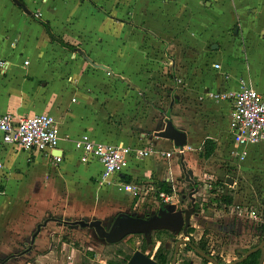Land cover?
I'll return each mask as SVG.
<instances>
[{
  "label": "crops",
  "instance_id": "crops-1",
  "mask_svg": "<svg viewBox=\"0 0 264 264\" xmlns=\"http://www.w3.org/2000/svg\"><path fill=\"white\" fill-rule=\"evenodd\" d=\"M20 1L28 11L14 0H0V113L18 117L50 113L59 123L60 142L50 153L5 146L0 141V208L6 203L5 209H0V233L4 229L2 222H10L13 212L21 213L23 209L17 205L27 200L35 201L34 204H56L58 197L66 194L74 205L61 211L56 209L63 217L84 223L100 220L103 224L132 208L141 213L147 204L157 203L151 195L144 202L135 198L123 183V175H111L101 183L102 164L83 163L75 150L74 139L82 133L99 140L152 148L149 156L132 158L124 174L132 178L129 183L166 182L179 191L186 183L198 188V182H205L211 175L220 179L223 173L216 168L218 158H237L239 164H244L251 157V149L264 146V143L237 146L230 131L232 101L214 96L237 90L242 81L264 95L263 42L245 52L234 46L223 54L216 50L218 43H211V50L207 49L208 41L218 34L217 28L231 29L233 22L240 19L234 8L210 18L208 31L201 34L209 15L204 17L199 6L192 11L184 5L172 10L173 2L181 5L192 0ZM236 1L239 0H230V4ZM38 18L47 21L55 36L74 49L52 40ZM238 31L236 26L235 33ZM131 35L148 36L152 42L144 46L129 39L132 46L127 47L125 42ZM159 37L162 44L153 43ZM145 47L170 54L176 52L172 62L177 78L164 75L128 78L117 74L128 65H135L133 51L140 58V50ZM222 59L227 62L224 67L220 63ZM109 117H113V123L121 121V125H110ZM167 118L188 134V145L182 155L174 152L173 141L155 134L164 129ZM206 139H213L217 145L209 158L201 156ZM167 152L172 155L166 156ZM54 156H61L62 160L58 162ZM183 164L194 183L186 179ZM234 200L235 203L239 200L238 194ZM6 210L8 216L1 215ZM26 217L31 219L28 224L35 219ZM257 227L251 222L248 231L256 235ZM44 231V227L41 230V225L38 226L32 238L35 249L28 253H40L37 241L46 235ZM242 233L239 220L232 237H247ZM0 243L8 245L14 240L4 233L0 235ZM53 254L50 249L39 256L52 259ZM17 256L0 255V264H11Z\"/></svg>",
  "mask_w": 264,
  "mask_h": 264
},
{
  "label": "rangeland",
  "instance_id": "rangeland-1",
  "mask_svg": "<svg viewBox=\"0 0 264 264\" xmlns=\"http://www.w3.org/2000/svg\"><path fill=\"white\" fill-rule=\"evenodd\" d=\"M192 3L193 5H191ZM183 5L188 7L190 11H192V8L195 9L199 6V9H201L204 13V17L205 15H209V21L206 22V25H203V29L210 26V18H215L216 14L220 16L232 8H234L235 12L240 13V19L233 22L231 29H229L228 26H220L217 28V36H213L211 40L208 41V50H211L213 43L219 44V48L216 50H221L223 54L228 53L234 46L236 49L245 52L249 48L252 49V46L256 43L258 44L263 42L264 44V2L261 0H239L236 1L235 4H230V0L228 2L227 0H192L189 4L187 2L186 4L181 5H179L178 2H173L172 10L182 7ZM125 6L127 8L130 7V5L127 4ZM141 6L142 4H139L138 8H141ZM252 9L253 11L250 12ZM242 15L250 17L251 20H245L246 18ZM184 20L181 21L182 24ZM220 22L222 23V21ZM236 26L239 27L237 34L235 33ZM207 31L208 29L206 28L201 32V34H204ZM250 35H253V37L250 38ZM129 39L134 41V43L135 40L139 41L144 46L152 42L151 37L147 36L144 38L143 35L139 37L131 35L125 42V44L127 43V47L132 46ZM153 43L161 45L162 40L159 37V39ZM124 47L126 48V46ZM154 49L156 48H153V50ZM153 50H147L146 47L140 50L141 55L138 54V56L140 55V58H137V51H133L132 54L135 59H137L136 64L132 65L130 62H125L126 65H128V63L131 65H128L127 69L124 68L125 70L123 69L122 73H120L122 70H119L117 74L128 78L133 75L140 77L150 76L151 78L162 77V75H164L170 77L171 79L177 78L176 67L172 62V58L175 57L177 53L171 52L172 54H170L162 49L159 51ZM220 63L223 67L227 64L225 59H222ZM124 87L126 88V85H124ZM124 93L128 94V91L124 90ZM109 119L110 125H121V121L116 124L113 123V117H109ZM112 128L113 127H110V131H112ZM250 155L251 157L244 164H242V162L239 164L237 162V158L233 160L225 157L218 158L215 163L216 168L221 170V173H223L221 174V180L219 179V176L211 175V178H207L205 182L199 181L197 184L199 191L195 194V197L196 202L201 206L195 209V213L192 216V231L196 237H201L204 233H206L209 239V247L212 248L214 252H219L220 257L226 264L238 258L239 255L237 250L249 248L252 244L260 242V239L256 236L257 234L253 235L248 231L249 225L253 221L248 217V214H245V210L252 206L259 207L264 201L263 144L262 147L258 146L251 149ZM226 177L232 178L234 183L232 185L227 183ZM216 182L224 183L222 187L224 192L228 193L230 190H233L235 192V197L237 194L239 195V200L236 203L233 202V204L228 207L227 211L216 208L215 202L213 204L214 206L209 208L203 207V202H208L210 198L214 197V194H212L209 189L211 184ZM195 188L196 187L189 186L186 183L182 184V189L180 191L178 188H172L171 193H175L178 196L179 206L187 208L192 204L190 193H192ZM220 189L221 188H219V190ZM62 192L64 193V191ZM249 198H251V200H249ZM49 200H52V198ZM57 201L58 202L56 204L51 202H36L34 204L35 201L31 202L30 200H27L25 201V204L17 205L22 207L23 211L21 213L13 212L12 217L9 216L10 222L6 224L2 222L4 229L0 233V235H4V233L11 235L14 243L8 245L0 243V255L4 257H11L12 255L17 254V259H14L15 261L11 264H85L84 254L87 253V251H93L96 254L93 259L95 263L99 262L100 264H110L108 263L109 258L107 257H114V253L116 251H121L122 255H132L138 249L139 239L136 236L130 235L122 240L109 241L102 237L100 232H98L94 227L79 225L75 223L79 220L63 217L57 210L61 211L69 205H74L73 200L72 198H67V195L65 194L58 197ZM5 204L3 206H5ZM151 204L152 205L147 204L145 211L143 210L141 213H138L139 210H134L132 208L127 212V214L142 215L156 210L160 205L159 200L157 203L152 202ZM5 207H3V209H5ZM8 213L9 211L6 210L2 212L1 215L8 216ZM28 215L35 217L33 222L29 224L27 222H30L31 219H27L29 218L26 217ZM112 220L108 223H104V227L108 228L112 223ZM239 220L242 228L244 229V233L242 234H245L248 238L240 237V235L237 236V238L234 236L232 237ZM24 221H26L27 228L23 227ZM216 222H218V225H216ZM255 224L257 226L259 225L258 223ZM40 225L41 230L43 227L44 230L46 229V231H44L46 235L39 237L37 241L39 250H37V252L47 254L50 252V249H52L54 251V258L52 259L49 257L41 258L39 256L40 253H28L30 249H35L34 243L32 244V238ZM38 234L36 235L35 240L38 237ZM159 234L160 233L157 231L154 233L157 237L156 247L162 242H167V244H169L167 238ZM43 240L44 242H42ZM153 252L154 251L151 253L150 251L151 256H153ZM87 254L90 255L89 253ZM19 256L22 257L19 258ZM195 260H197V258H195Z\"/></svg>",
  "mask_w": 264,
  "mask_h": 264
},
{
  "label": "built area",
  "instance_id": "built-area-1",
  "mask_svg": "<svg viewBox=\"0 0 264 264\" xmlns=\"http://www.w3.org/2000/svg\"><path fill=\"white\" fill-rule=\"evenodd\" d=\"M214 96L232 101L230 131L237 146L264 143V95L260 91L242 81V85L237 90L220 92L219 95ZM0 141L5 146L51 153L52 150L59 147V123L50 113L25 117H18L12 113H0ZM74 146L83 163L95 161L102 164L101 183H104L111 175L120 177L126 174L134 155L145 157L152 153L150 147H132L112 141L99 140L88 133H82L76 137ZM186 148L187 146H175L174 152L182 155ZM245 154L246 152L243 153V155ZM171 155L172 152L166 153V156ZM54 158L58 162L62 160L61 156H54ZM123 183L140 201L144 202L151 195L159 200L160 204L179 203L175 193L159 190L155 182L147 181L145 184H133L123 181ZM245 214H248L253 222L264 225V205L262 203L259 207L252 206L246 209Z\"/></svg>",
  "mask_w": 264,
  "mask_h": 264
},
{
  "label": "water",
  "instance_id": "water-1",
  "mask_svg": "<svg viewBox=\"0 0 264 264\" xmlns=\"http://www.w3.org/2000/svg\"><path fill=\"white\" fill-rule=\"evenodd\" d=\"M15 3L18 5L24 7L26 9V6L20 1V0H14ZM27 10V9H26ZM28 11V10H27ZM85 58L88 59L91 63L94 64V62L86 55L84 54ZM96 65V64H94ZM106 68V67H104ZM107 69V68H106ZM157 137L165 138L173 141L174 145L177 147H185L188 145V134L187 132L179 129L176 127L172 119L167 118L166 125L164 129L157 131L156 133ZM184 169V175L188 181L191 183H194V180L191 179L190 173L187 171L186 166L183 164ZM227 183L233 184L234 180L232 178H227ZM198 192V188H195L192 193H190V198L192 201V204L189 205L187 208H180L177 203H167L164 204L161 207L160 213L155 216L154 219H151L149 222H143L141 220V215H130L126 213H121L115 218V224L116 222H120L122 217L130 216V218L126 219L129 223V227H126L125 225L121 224V227L118 228H112L111 231H107L104 227L102 221L100 220H94L91 222H81L77 221L76 224H82L85 226H92L94 227L98 232H100V235L103 237H106L109 241H117L122 240L126 238L127 236L135 233L138 230H141V228H147V231H152L157 226L167 225V226H173L178 224H186L187 226L190 224L193 214L195 213V209L200 207L201 205L196 202L195 194ZM173 224V225H172ZM118 225V224H117ZM187 236V232H184ZM182 244H189L201 257L205 258L209 262L213 264H220L218 260H216L212 255L204 252L202 249L197 247L195 244H192L188 240H179L176 245L175 253L172 259V262L170 264H176L178 254L180 251V247ZM260 251V259L258 264H264V227L262 230V236L260 239V242L248 250H237L238 254H243L241 257H238L234 259L231 264H238L245 259H247L251 254ZM126 264H159L154 257H151L148 253L137 249L130 257L128 262Z\"/></svg>",
  "mask_w": 264,
  "mask_h": 264
},
{
  "label": "trees",
  "instance_id": "trees-1",
  "mask_svg": "<svg viewBox=\"0 0 264 264\" xmlns=\"http://www.w3.org/2000/svg\"><path fill=\"white\" fill-rule=\"evenodd\" d=\"M38 21L43 24V26L45 27L47 33L50 35L52 40L58 41L62 46L68 48L69 50L74 49L73 45H71V44L65 42L63 39L55 36V34L51 30L50 24L47 21H45L41 18H38ZM216 147H217L216 142L213 139H206L204 142V147H203V151L201 153V156L206 157V158L211 157L213 155V153L216 151ZM121 178L125 182H130L132 179L130 176H127V175H123ZM223 185H224L223 182H216L214 184H211L209 191L212 194H214V197L210 198V200L208 202H203L204 208H209L211 206H214L213 204L215 202L216 208H218L219 210L223 209L226 211L227 208L233 204L235 192L233 190H230L228 193H224V191L222 190ZM157 187L161 191H166L168 193L172 192V188L169 187L166 182H161L159 185H157ZM219 188H221V189L219 190ZM262 204L264 205V201ZM263 227H264L263 224L258 225L257 235H258L259 239H261ZM208 240L209 239L207 237V234L204 233L200 239V243H199L200 248L204 252L215 257L219 262L223 263L219 252H214L209 247ZM152 243H153V245L156 244V240L153 239ZM254 246H256V244L252 245L250 248L245 249V251L248 249H251ZM146 249H147L146 239H144V237H141L140 250L146 251ZM87 253H89L90 255H88ZM87 253L84 254V263L85 264H100L99 262L95 263V261L93 260L95 258V255H96L93 251H87ZM260 254H261L260 251L255 252V253L251 254L247 259H245L244 261H242L238 264H258L259 259H260ZM130 257H131V255H122L121 251H116L114 253V257H111V258L107 257V258H109L108 263H110V264H126L128 262V260L130 259ZM172 258H173L172 250L168 249L164 244H161V246L158 248V250L155 254V259L160 264H170V262L172 261ZM185 258L186 257L183 254V256L181 257V262L179 264H189V261H187ZM202 261L204 264H209L208 260H206L205 258H202Z\"/></svg>",
  "mask_w": 264,
  "mask_h": 264
},
{
  "label": "flooded vegetation",
  "instance_id": "flooded-vegetation-1",
  "mask_svg": "<svg viewBox=\"0 0 264 264\" xmlns=\"http://www.w3.org/2000/svg\"><path fill=\"white\" fill-rule=\"evenodd\" d=\"M163 205H160L156 210H153L152 212H147L141 215V220L143 222H149L151 219H154L155 216H157L160 211H161V207ZM185 206V205H184ZM180 208H184L179 206ZM131 215V214H130ZM116 218V217H115ZM129 219L130 216H125L122 217L123 220H121L120 222H116L115 224V219H113L112 223L110 224V226L108 228H106L107 231H111V229L114 228H118L119 226L121 227V224L125 225L126 227H129V223L128 221H126V219ZM118 224V225H117ZM173 225V224H172ZM192 223L190 222V224L187 226L185 223L184 224H178V225H173V226H167V225H162V226H157L155 227L152 231L148 232L147 228H141V230L136 231L135 233L131 234L133 236H136L139 240V247L138 249H140L141 246V237H144V239H146V244H147V249L146 253H148L151 256L152 251L153 252V256L155 259V254L158 250V248L161 246V244H164L168 249L172 250V254L174 256L175 253V249H176V245L177 242L179 240H188L190 241L192 244H195L197 247L200 248V239L201 237H196L195 234L192 231ZM160 233L159 235H163L164 237L167 238L168 243L167 242H162L160 245H158L156 247V244L153 245L152 241L153 239L157 240V237L154 235L155 232ZM187 232V234L189 236H187L184 232ZM102 236V235H101ZM130 236V235H129ZM103 237V236H102ZM128 237V236H127ZM105 239H107L106 237H104ZM157 242V241H156ZM258 244V243H257ZM256 244V245H257ZM156 248V249H155ZM201 249V248H200ZM211 250H213L211 248ZM149 251V252H148ZM151 251V253H150ZM214 251V250H213ZM183 254L185 255V259L187 261H189V264H204L202 261V258L189 244H182L180 247V251L178 254V258H177V263L179 264L181 262V257L183 256ZM243 254H239L238 257H241ZM195 258H197V260H195ZM215 258V257H214ZM173 259V258H172ZM216 259V258H215ZM156 260V259H155ZM217 260V259H216ZM157 261V260H156ZM222 262H219L220 264H226L224 262V260L222 259ZM158 262V261H157ZM172 262V261H171ZM170 262V263H171ZM232 261H230L228 264H231ZM159 263V262H158ZM209 264H213L211 262L208 261ZM160 264V263H159Z\"/></svg>",
  "mask_w": 264,
  "mask_h": 264
}]
</instances>
